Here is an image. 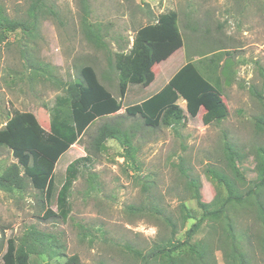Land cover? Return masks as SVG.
Returning <instances> with one entry per match:
<instances>
[{
    "label": "rangeland",
    "instance_id": "1",
    "mask_svg": "<svg viewBox=\"0 0 264 264\" xmlns=\"http://www.w3.org/2000/svg\"><path fill=\"white\" fill-rule=\"evenodd\" d=\"M56 16L40 20L33 41L20 30L4 33L0 40V128L13 111L29 112L39 125L49 129L56 97L65 95L61 83L81 80L79 69L90 66L99 82L122 107L154 95L185 63L216 85L227 107L220 121L203 123L204 110L195 119L185 114L176 126H144L140 117H130L122 108L115 116L96 119L56 162L53 170V198L47 207L39 191L25 180L23 191H0V264L6 240L18 244L29 227L56 239L52 251L30 255L29 264H66L77 256L80 264H144L131 250L147 257L154 246L167 244L170 227L163 217L177 225L172 242L184 241L185 232L202 215L196 205L190 179L199 183L201 201L210 203L224 196L207 169L226 170L225 145L241 156V193L253 194L234 205L235 244L249 264H264V222L256 203H264L257 182V152L264 149V0H46ZM28 0H0L9 19H24ZM86 9V10H85ZM98 28L105 48H96L83 35L82 16ZM174 11L178 40L172 46L159 44L150 57L152 65L142 86L127 90L120 85L114 68V54L127 52L136 30L156 22L160 14ZM169 48V49H168ZM168 49V50H167ZM167 50L157 56L156 51ZM31 60L38 64L30 68ZM43 69L46 73H43ZM181 107L184 103L178 101ZM64 114L68 115L66 108ZM119 122L134 135L130 161L115 140L94 152L92 140L104 123ZM89 156L80 168L68 198L70 212L65 220L43 219L46 208L57 212L55 195L63 183L65 168L77 158ZM16 160L0 146V174ZM185 171L186 176L182 172ZM249 194V193H248ZM190 216L182 223L181 205ZM155 210L160 211L158 214ZM218 221L205 220L191 243H207L209 252L201 264H227L229 240ZM55 252L57 256L49 258ZM148 264H165L151 259Z\"/></svg>",
    "mask_w": 264,
    "mask_h": 264
},
{
    "label": "trees",
    "instance_id": "2",
    "mask_svg": "<svg viewBox=\"0 0 264 264\" xmlns=\"http://www.w3.org/2000/svg\"><path fill=\"white\" fill-rule=\"evenodd\" d=\"M29 5L24 19H9L0 9V40L4 33L22 32L28 40L33 41L38 37L40 20L46 16H56V12L46 3V0H28ZM86 10V9H85ZM177 14L170 11L160 14L153 24H147L138 28L127 52L114 54V68L118 72L120 85L127 91L129 86H142L146 81V74L152 65L150 55L159 45L166 43L172 46L178 40L175 28ZM88 21V10L82 16L83 35L86 40L96 48H105L98 28H94ZM169 49V48H168ZM167 49V50H168ZM167 50H158L155 54L165 55ZM26 62L29 63L28 59ZM30 68L37 70L32 60ZM43 73H46L43 69ZM81 80L61 83L65 95L56 97V106L49 122V129H43L33 114L29 112L13 111L5 124L0 128V146L11 151L15 163L7 166L0 174V191L12 193L23 191L25 180H28L32 188L39 191L44 206L47 207L53 198V170L58 159L82 136L87 128L102 117L115 116L122 108L121 101L114 98L111 93L99 82L94 69L90 66H82L79 69ZM195 68L187 62L183 65L154 95L138 104L124 108L125 114L130 117L138 116L144 126L169 127L176 126L185 119V114L190 119H195L200 109L204 110L203 123L209 124L220 121L227 116V107L217 86L209 82ZM264 80V75H263ZM185 101V107L181 108L177 101ZM66 108L68 115L64 114ZM257 128L264 130V120L257 121ZM106 140H115L126 151L130 161L134 163L132 153L135 151L134 135L122 128L119 122L104 123L92 140L94 152L105 148ZM227 163L226 170L232 178L223 171L214 168L207 169L208 175L223 188L224 196L217 195L210 203L201 201L199 183L190 179L189 188L192 189L196 205L202 211L199 219L185 232L184 241L172 242L176 235V223L170 217H163L164 222L170 227L171 240L164 246L156 245L147 257H143L138 250H131L134 257L144 260L148 264L151 259H161L165 264H201L210 250L209 245L203 243H191L192 237L199 230L205 220L218 221L222 225L224 239L229 240L228 250L224 248L227 264H249L247 257L235 244L234 225L232 212L234 205H241L245 199L253 194V188L241 193L238 188L242 176L238 164L241 156L225 145L224 150ZM257 182L255 187L261 192L264 188V149L257 152ZM89 156L75 159L66 166L63 183L55 195L57 212L46 208L44 218H60L65 220L70 212L68 198L73 183L77 179L80 168L83 167ZM186 176L185 171L182 172ZM249 193V194H248ZM158 214L160 211L155 210ZM256 211L258 218L264 222V203L257 200ZM180 214L182 223L192 218L188 209L181 205ZM49 234L37 231L34 227L24 233L19 243L15 239H7L5 251L1 256L3 264H29V256L43 255L52 251L56 244ZM57 256L55 252L49 254V258ZM66 264H80L77 256H70Z\"/></svg>",
    "mask_w": 264,
    "mask_h": 264
},
{
    "label": "crops",
    "instance_id": "3",
    "mask_svg": "<svg viewBox=\"0 0 264 264\" xmlns=\"http://www.w3.org/2000/svg\"><path fill=\"white\" fill-rule=\"evenodd\" d=\"M185 64H186V63H185ZM185 64H184V65H185ZM181 67H182V66H181ZM181 67H180V68H181ZM164 86H165V85H164ZM156 93H157V92H156ZM126 94H127V91H126ZM149 97H150V96H149ZM149 97H147V98H149ZM147 98H145V99H147ZM145 99H144V98H140V99H138L139 101L136 102V104L142 102V101L145 100ZM178 101H180V99H179ZM178 101H177V104L179 105ZM181 101L184 103V107H185V101H183L182 99H181ZM121 103H122V102H121ZM179 106H180V105H179ZM180 107H181V106H180ZM184 107H181V108H184ZM122 108H125V107H122ZM122 108H121V109H122ZM121 109H120V110H121ZM120 110H119V111H120ZM119 111H118V112H119ZM118 112H117V113H118Z\"/></svg>",
    "mask_w": 264,
    "mask_h": 264
}]
</instances>
